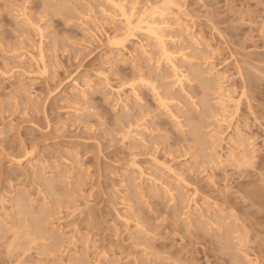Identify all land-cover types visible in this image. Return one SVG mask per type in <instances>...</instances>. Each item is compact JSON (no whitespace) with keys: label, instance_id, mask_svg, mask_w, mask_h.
<instances>
[{"label":"rangeland","instance_id":"rangeland-1","mask_svg":"<svg viewBox=\"0 0 264 264\" xmlns=\"http://www.w3.org/2000/svg\"><path fill=\"white\" fill-rule=\"evenodd\" d=\"M0 264H264V0H0Z\"/></svg>","mask_w":264,"mask_h":264},{"label":"bare ground","instance_id":"bare-ground-1","mask_svg":"<svg viewBox=\"0 0 264 264\" xmlns=\"http://www.w3.org/2000/svg\"><path fill=\"white\" fill-rule=\"evenodd\" d=\"M155 11H156V10H155ZM152 12H153V11H152ZM148 15H149V14H148ZM150 15L152 16V13H151ZM148 17H149V16H147V18H148ZM150 18H151V17H150ZM148 19H149V18H148ZM129 21H130V20H129ZM140 21H142V20H140ZM147 21H148V20H146V22H147ZM129 23H131V22H129ZM147 23H148V22H147ZM150 23H152V22L150 21ZM150 23H148V24H149V25H148V26H149L148 30H151L152 32L154 31V33H156L155 29L151 26L152 24L150 25ZM157 33H158V32H157ZM157 33H156V35H157ZM159 35H160V34H158L157 36L160 37ZM21 159H22V158H17V161H21Z\"/></svg>","mask_w":264,"mask_h":264}]
</instances>
